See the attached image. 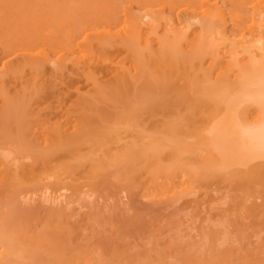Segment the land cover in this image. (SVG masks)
I'll list each match as a JSON object with an SVG mask.
<instances>
[{"label":"rangeland","instance_id":"obj_1","mask_svg":"<svg viewBox=\"0 0 264 264\" xmlns=\"http://www.w3.org/2000/svg\"><path fill=\"white\" fill-rule=\"evenodd\" d=\"M12 1L13 0H0V22H1L0 42L1 40L2 41L4 40L3 37L6 35V31L7 33L14 32L16 29L17 31H21V29L18 27H22L23 25L22 23H26V20H24L25 18L28 17L31 18L33 16L34 20L37 19L32 14L33 12L30 13L28 11V8L30 11H34L33 7H37L36 9H40L38 10L39 12L43 10L41 11V13L43 12V15L45 14L44 10L49 9L51 12L49 11L46 12L47 13L49 12V14L55 17L53 18L55 19V22L56 21L60 22L58 20H62V18H64L63 20L66 19L67 21V19L70 18L68 22L75 24L86 19V12L88 11L87 14L89 15L90 14L89 9L94 8L95 1L97 2L98 0L95 1L93 0V3L91 2L92 0H90V2L88 0H19L18 3L17 2L12 3ZM106 1L108 5H110L111 3L112 6L116 5L115 7H117L118 3L121 2L120 0H116L117 2L116 4V2L112 0V2L114 1L113 2L114 5H113V3L110 0H106ZM226 1H227L225 2L226 6L227 7L230 6L231 9L233 7L237 8V6L238 8L239 7L243 8L242 6H244V8L247 10L246 12L248 16H250L249 14L252 13H256V16H258L257 14L259 12L258 10L264 8V4H263L264 0H260L261 7L263 8H260L259 6L257 8L252 7L248 3L246 4V2H243L242 0H236V1L232 0L233 1L232 3L231 0L230 1L226 0ZM88 2L89 5L86 4V6H88V10L86 9L87 10L86 11L85 10L86 7H84V4ZM7 3H9L8 5L10 6L14 4H18V5L22 4L21 7H23V9L21 8L22 11L21 10L19 12L17 11L18 14L12 11L10 12L6 11L7 12L6 13L2 9V7L3 6L5 7ZM82 4L86 12L83 9H80L82 8L81 6ZM133 5L135 9L142 8V6L141 7L139 6L141 4L138 5L139 8L138 6L136 7L137 3H134ZM75 6L76 8H74ZM19 7H17V9ZM30 8H32V10ZM235 8L233 10H235ZM75 9H77L78 13ZM253 9H255V11H253ZM71 10H73L74 13L71 12ZM26 11L30 13V16H26V15L25 17L23 16L24 14L29 15L28 13H25ZM22 12H24V14H22ZM13 13L14 15L17 14V16H14ZM19 13L21 17L23 16L24 19H20ZM9 14H12L14 16L15 22L11 21V19L13 18L9 19V17L11 16L10 15L8 17ZM95 14L99 15L100 13L98 14V12H95ZM166 14L167 12L163 13L164 17L168 15ZM6 15L7 17H5ZM160 15L159 17L161 19H164L163 15L162 17ZM30 18L27 20V24L29 23V27H27V30L32 29L30 26L33 27L32 23L34 22L33 20H30ZM167 18L169 17L167 16ZM180 18L188 20L189 22H192L191 24H193V22L197 19V16L194 14L193 15L188 14V15H182ZM7 19L10 20L13 24L9 23ZM16 20H18L20 23L17 21V23H19L17 24ZM22 20L24 21L22 22ZM37 20H39V18ZM30 21H32V23ZM197 21L198 19L196 20V22H194L193 26H191V30L192 29L194 30L195 29L194 27H196L197 29L198 26H195L196 24H198ZM6 22H8L9 24ZM14 23L16 24V27L13 26L15 25ZM244 24L245 26L249 25L250 20ZM8 25H10L12 28L13 27L15 28L12 30L10 29L6 30L7 28L10 27V26L8 27ZM160 25H161V21H160ZM163 25L165 26L164 22ZM26 26L28 25H25L24 28H26ZM54 27L58 28V26L57 27L54 26ZM34 28L35 26L32 29V33L34 32L33 36L40 40L43 34L41 33V31L38 30V28L35 29ZM55 28H53L54 32L56 30ZM158 29L159 27L156 29L157 31L155 30L151 35L152 38L154 37L153 39L155 40L156 39L159 40L161 36L163 37V34L161 35L162 33L161 31L163 27L161 28L160 26V29L159 30ZM198 29L195 30V32L193 33H196ZM165 30L167 31V28H165ZM17 31L15 32L18 35ZM55 33H58V35H60V31L56 30ZM193 33L190 31V33H188L187 36H189L190 34L194 38L195 36L193 35ZM20 35H22V33ZM187 36L184 37L185 40L183 39L185 45L183 40L181 41V46H180V42L178 43L179 45L176 44V46L178 45L180 47L177 50L179 53L178 55L179 58L177 59V57H175L176 61L174 60L175 63L177 64L179 63L177 65V68L176 67L174 68L176 64L173 63L172 61L169 62V66L171 68L169 66L168 68L167 67L165 68V65L167 66L168 65L167 62L170 60V59H166V57L163 58L161 57L160 60L156 62H153L152 59L150 60L152 61V63L148 61H146L148 62L146 63L143 60L142 62L146 63L147 68L149 67L148 65L151 64L148 69L149 71L146 70V67L143 66L142 63L141 64L138 63L137 64L138 67L140 66L145 67L143 71L140 68L141 75H139V77L137 76L135 77L134 74L131 75L133 73L131 72L126 77V78L129 77L130 79L128 78V80L126 81L124 80L125 82L122 81L124 82V84H120V86H118L119 84H115L114 83L115 81L111 82L110 80L112 79L104 75V73L106 74V72L110 67L105 69L102 68L103 70L101 68L100 69L96 68V70L94 71L97 72V75L94 71H93L94 73L91 71V74L93 75L92 77H90V80L86 82L85 80H87V77L91 76V74L88 75L89 72H87V70L86 72L83 73L75 72V71L73 72L70 69L69 70L63 69L62 72L60 71L57 72L58 70L56 69L53 70V68H50L49 65L37 66L35 65V63H33L32 66L30 64V62L32 63V61H28V59L27 60L24 59V61L23 59L18 60L20 62L19 63L16 57H10V59L8 57L9 62L11 61L13 63H11L12 65L9 64L11 66L9 65L7 66L8 73H6V71L0 73V79L3 77V79L0 80V147L1 148L4 147L5 151L7 149L9 151L10 149L13 150V152H11L12 153L10 157L11 160L8 161L10 162L9 163L10 168L13 169L10 170L9 177H7L8 179L5 178L7 181L1 178L2 175L0 176L1 181L2 179L4 181V182L0 181V226H1L0 233L3 236V238L4 236H6L5 237L6 240L3 239L2 236H0V242H1L0 245L3 246V242H5L4 243L5 248L7 245V248H9L10 250L11 248H13L15 251L18 249V253L14 252V254H16V256L18 257L15 256V258H13L12 261L13 264H19V263L21 264L22 263L21 261H23V264H27V263L45 264L47 261L49 262V264H54V262L55 264H70L73 260L78 262L89 259L91 260L89 261L90 262L93 261L92 263L94 264H122V263L123 264H144V263L145 264H264V178H263L264 175L263 173L258 172L257 174V171H253L252 172L253 175H251L252 173L250 172L245 174L244 176L242 175L236 178H231L230 180H228V182L219 181V180L217 182V179L209 178L208 176H206V174L204 175L205 173L204 170H202L204 173L202 172L201 175L200 173L201 171H199V165L202 166V164H200L201 162L197 161L194 158L193 161L192 159L190 160L191 163L194 162L193 164L196 165L195 160L197 161L196 163L199 162L200 163L197 166L198 168L196 167L199 173H197V169H195L196 175L198 176L196 177L194 175L196 178L194 180V183L192 182L193 188L192 187L190 188L191 192H189L190 190H188L187 191L188 193L186 192L187 194L185 192L182 194L179 193L175 197L171 195V188L169 187L170 188L169 190L167 185L157 183L155 186V184L153 183L154 181H156L155 174L157 175L159 173V172L155 173L156 166L159 169L161 168L159 165H161L164 168L169 166V168H165V169H171L172 167L170 168V166L173 164V163L171 164V162L175 160L172 158V161H170L171 156L170 155L168 156L169 149H167L168 152H164L166 148L163 143L169 142L166 143V145L168 144L170 146V140H165L164 135L167 133L165 135L166 139L168 137H170L169 139H173L174 136L176 135L175 137H178L179 141L177 140V138H174L173 141L174 142L178 141V144L179 142L180 144L182 143L186 144L189 142V141L186 142V140H190V143L193 144H189L188 146L189 147L190 145L193 146L196 142L193 139V136L195 135L193 132L195 131L196 133L195 128H197L199 121L203 117L201 111L204 114L209 112L208 110H211L210 109L212 108L211 105L213 106V104L211 103L214 101V99L221 98L219 94H218L219 96L215 94L216 91H214L213 89V87L215 86L214 84H216V87L220 86V84L217 85V83L222 82L221 78L225 79L226 84L222 82L223 83L222 86L225 85V87H223L224 89L221 90L222 88H219L221 90L220 91L221 95H223L222 91L226 89L227 91L229 90L228 92L231 91L232 92L231 93L225 92L224 94L227 93L228 95H231L234 93L233 92L234 90L232 89H235V88H231V91L229 89L230 88L229 86L232 83L231 81L234 80V78H232L231 76L232 74L230 75V73L228 72L226 74L222 73L221 75V73L217 72L218 70L220 71L219 68L220 65H222L221 61L223 60L227 61V58L226 59H224V57L220 58V56H219L220 60L218 59V55L223 54L222 51L225 49V46L222 47L220 45L219 47H221L223 50L221 48L216 49L214 51V54L211 55L212 56L211 60L214 58L213 56H215V58L217 57L216 59L219 62L217 60L216 62L214 59V62L212 61L213 64L210 66L211 68L209 67L208 69L207 66L208 64H205V62L207 63L209 58L206 59L203 58L204 59V60L202 59L203 63H201L200 56L199 57L196 56L195 58H193L194 57L192 56L193 54L191 52H187V50L185 49V47L186 48L190 47L189 45H188L189 47H187V41L188 43H190L191 39H189ZM195 40L193 39L191 40L192 41L191 44L193 47ZM176 46H174L173 48H175ZM110 48L111 50H108L107 52L109 54V57H111L110 54L113 55V57H111L112 62L109 60L112 64L115 63L116 60L118 63L120 62V64L121 63L123 64L124 60L126 63H128V66L129 64H131L130 63L132 60L130 58L131 53L129 54V56H127L128 55L127 52L122 51V48H119L117 46H112ZM130 48L132 47L130 46ZM175 50H172L174 51V54H175ZM189 50L191 51V49ZM145 51L148 52V49H145ZM136 52L137 54L139 53L137 49ZM124 53L126 54V56L124 55ZM149 54H150V50H149ZM15 58L16 60L13 61ZM115 58L117 59L115 60ZM121 58H124L122 59V62L120 60ZM172 59L173 58H171V60ZM113 60L115 62H113ZM24 62L26 63L24 64ZM158 62L161 63L163 67H160L162 66L161 64L157 66V64H159ZM225 62L223 63V65H226ZM241 62L242 61H240L239 63L241 64ZM111 63H107L106 65L108 64L111 65ZM126 63L125 65H127ZM239 66L241 65L238 64V67ZM166 69L168 71H166ZM150 71L152 72L153 75L151 74ZM162 71L163 72L166 71V73H163ZM65 72L67 75L65 74ZM142 72L145 73L144 76H143L144 73L142 74ZM84 73L88 76H85ZM220 75L221 76L224 75V76L221 77ZM51 76L52 78H50ZM217 76L221 78L216 79ZM101 77L106 79H102ZM78 78L80 80L77 81ZM94 78H96V80ZM83 79L84 82L82 81ZM91 79L98 82V85L96 87L97 89L93 88ZM107 79H110L108 80L110 82H107L106 84H103V82H101L102 80L105 82L107 81ZM131 79H133L134 81H132ZM218 79L220 80V82H218ZM228 79L231 83H229ZM134 82L137 83L136 86H135L136 83ZM99 83H101L103 87H105L107 84L108 86L105 87V89L103 90L102 85ZM109 84L111 85L109 86ZM139 84L141 86L140 88H139ZM113 85L114 87L116 86L115 87L116 90L117 88H119V93H118L119 95L118 94L117 95L119 97V100L121 101V102L118 101L120 103L118 102L116 103L118 99H116L117 95L115 94L116 95L115 96L114 93L118 92V90L116 91L114 88H112ZM226 85H228L227 86L228 88L226 87ZM128 86L129 88L132 87L133 91L132 89H129L131 90V92L128 90L126 96L125 92L128 89L127 88ZM134 86L135 88L138 87L137 90H134L135 89ZM123 87H126V90H124L125 88ZM90 89H92L93 92L89 91ZM107 89H109L110 91ZM94 90L95 91L98 90V92L100 93L94 92ZM215 90H217V88ZM83 91L88 92L91 96H93L94 93L95 95L94 97L91 98L89 97L88 93L84 94ZM217 91L219 92V90ZM78 92L83 93L84 94L83 96H85L84 98L82 96V99H80L81 97H79L81 101L78 99ZM212 92L216 95L214 96L215 98H213ZM97 94H99L100 96L97 97L96 96ZM101 94H103V97L106 98L108 97L107 100L112 98L111 96H113V98L110 99L109 101H106V98L105 99L102 98L104 99V101H102ZM104 94H106L107 96L106 95L104 96ZM209 95L210 96L212 95V97L210 98ZM75 99L78 100V102ZM211 99H213L212 102ZM87 100L89 103L90 102L91 103L86 104ZM205 100L207 102H205ZM218 100L221 101V99ZM74 101H76L75 103L77 105L81 104L82 106L81 105L75 106L76 104L74 103ZM93 101L95 102L94 104ZM114 101L115 103L113 104ZM199 105L202 107H200ZM74 107H76L77 110ZM192 107H196V108L193 109ZM191 108L193 110H191ZM84 109L85 110L87 109V111H85ZM188 109L190 110V113ZM176 110H178L177 113H175ZM183 111L184 113L181 114ZM137 113L139 114L137 115ZM86 114H88L89 116ZM134 114L135 116L136 115L137 116L133 117ZM175 114L177 119L179 120L178 123H176L177 121L174 122L175 120H177L175 119L176 118ZM181 115H183L184 117ZM199 115H201L202 117ZM130 116L132 117V119L130 118ZM182 117L184 120L183 122H182ZM88 118L90 123L87 120ZM172 118L175 124L172 122ZM167 119H170L171 122L168 121ZM86 120L88 122H85ZM121 120H123L124 123L123 125ZM82 121L83 124L87 127V130L85 129L86 128L85 126L82 127L83 125L81 127L78 126L79 124H82ZM130 121H132V123ZM134 121L136 122L134 123ZM72 122H75L77 124ZM180 122L185 123V126L184 127L180 126L181 125ZM170 123H173L175 127L171 126L172 124L169 125ZM177 124L180 125L176 126ZM75 125L78 126V128L80 127V129L77 130L80 133L77 134L76 132L72 133L74 132L75 128H71L72 129L71 130L70 127H74ZM166 125L169 126L167 127ZM190 125L193 126L191 127ZM170 126L172 128H170ZM163 128H165V131ZM116 129L117 130L119 129L120 132L117 131ZM161 130L163 133L160 132ZM174 130H177L175 132L178 135L175 134ZM178 130L180 133L178 132ZM89 131L91 134L88 133ZM170 131L171 132L173 131L174 134L173 132L171 133ZM111 132H115V133L118 132V133L117 134L112 133L110 137L108 135ZM169 132L173 134L172 135L173 138H171V136H168L171 135ZM157 133L159 134L158 136ZM39 134L41 135V139L39 138ZM153 134H155L157 138H152V136L154 137ZM113 135L114 136L117 135L115 136L116 138ZM21 136L23 140L21 139ZM107 136L109 138H107ZM188 136L189 138L186 139ZM158 137H162V138L158 139ZM17 138L20 139L19 142ZM44 138L49 140V142L47 141L46 143ZM141 138L142 139L145 138V140H142ZM150 138L151 140L153 139V141L155 140L153 143L156 144L153 145L154 146L156 145L158 147L157 148L155 146L157 149L155 151L156 156L153 157H156L157 159L161 157L162 158L158 159L160 161H156L157 159L154 158L155 162L153 161L152 163L148 164L149 161L147 162L146 159H140V158L137 159V157H139V153L136 152V150L142 148L141 145L143 144H146L148 146L151 142ZM12 139H14V141ZM101 139H104V142L103 140L101 141ZM160 139L161 140L163 139L165 142L161 141ZM147 140L149 144H147L148 143ZM41 141H43V143ZM61 141L64 144L61 143ZM142 141H144V143ZM156 141L158 142L161 141V145L160 142L158 144ZM6 142L9 144L14 142V145H17V143L20 145L22 143L20 146H22L23 148L20 147L19 145H17V147L13 145L11 146L9 144H6ZM87 142L91 143L92 147L90 146V144H87ZM117 142L119 145H116ZM102 143L103 144L105 143L104 145H106L107 143L108 146L107 145L106 146L108 148L106 146H101ZM129 143H131L132 145L130 146ZM133 143L134 146L137 144L139 148H137L136 146L137 148L136 149L133 146ZM175 143L173 144L174 146L177 147L178 144L176 145ZM180 144L179 147H177L178 149L176 150L179 151L181 149L180 151H182L186 149L184 147L185 144H182L184 149H182L183 147ZM8 145L10 149L7 148ZM42 146L44 148H42ZM96 146H98V148L104 147V149L103 148L99 149L101 153H104L103 154L105 157L104 159L102 154L99 151H96L97 149ZM180 146L182 148H180ZM188 146L186 145L187 148ZM68 147L71 149L68 150ZM83 147L86 148L83 149ZM159 147L163 149L161 150ZM15 148H18L20 151ZM25 148L26 150L24 152ZM129 148H131V152ZM133 148H135V150H133ZM34 149H37V151L39 152L35 153L37 151ZM110 150L112 151L111 153L113 155L110 154ZM92 151L93 152L95 151L97 153H93ZM117 151L118 152L123 151V153H120V155H123L125 153L124 151H127L128 154L126 155L130 156L129 160L131 161H128L127 159L128 157L125 155L127 157L126 158L127 164H125L126 159L123 160L125 163L124 162H121L123 164L118 163L120 167L124 166V168H126L128 166L126 170L124 168L121 169L120 167L116 166L117 169L119 168V170L122 172L125 170L123 172L125 174H123L122 172L120 174V171L115 168V164H113L112 162L113 159L112 157L115 158L117 155H119ZM89 153L91 154V156ZM100 154L101 156H99ZM108 154H110L112 157H110ZM133 154H137V157H135L136 159L133 157ZM36 155L40 156V158ZM83 155L84 158L82 157ZM92 156L95 157L96 160ZM131 156L133 161L131 159ZM18 157H20L19 160ZM74 157L77 158L76 159L77 161H75V163L77 162L76 165V169L78 168L77 170L75 169V166H72L75 163L71 165V163H73L72 161H74L75 159ZM79 157H81V159ZM37 158L39 159L40 162L38 161ZM85 158L87 159L86 161ZM98 158H100V160L97 162ZM51 159L54 160V162ZM64 159L67 160L68 162L67 165L68 166L71 165V167H73L71 169L72 170L74 169L71 172L72 175H70L69 173L70 178L73 176L71 179L69 177L65 179L66 175H68V173H65L63 175L64 178L62 177L63 180L60 179L61 181H59V179L55 180L54 177L49 178V180L43 177H42L43 179L40 178V180L38 179L37 181L36 179L32 180L34 174H32L31 171L34 172L37 168L40 170L38 171L37 169L35 171L36 172L35 177L37 176V174L40 175L42 173H46L47 175H52V174L56 175V173H58L60 170L61 172H63L62 169H60V167L62 168L64 166L63 162H65L66 164V161ZM68 160L69 161L72 160L71 163ZM139 160H142L143 162L142 161L140 162ZM184 160L189 162V159H184ZM184 160L183 159L181 160L182 163L180 164V167L178 166L180 163L179 158L178 160H175L177 161V163L176 164L174 163L175 165L172 166L174 168H177L176 170L181 169L182 171L185 168L184 165H187V163H185L186 161ZM17 161H18V166H17ZM33 161L37 162V164ZM89 161H91L92 163L95 162L94 164H92L95 165V168L100 163L102 164L103 162L105 164L107 163V166H104V163L102 165L100 164L99 166H102L100 167L102 171H100V173H96L95 168L94 167L91 168L92 165L90 164L91 162L89 163ZM83 162L85 166L84 164L82 165ZM96 163L99 164L97 165ZM143 163L146 165H144ZM191 163L190 164L188 163V165L192 166ZM25 164L27 167L25 166ZM111 164L114 165V167L111 166ZM151 164L153 165L155 164L153 167L154 171H151L152 170ZM141 165H143L144 167ZM181 166H183L184 168L183 167L181 168ZM24 167H26V169ZM192 167L191 169L194 168ZM49 169H51L53 172ZM165 169L163 172L166 173ZM54 170L56 172H54ZM20 171L23 172L20 173ZM189 171L192 173L193 170L191 171L189 168ZM149 172H154V174ZM151 174H152V179H151ZM25 176H29V177H25ZM91 176H94L96 178L94 177L91 178ZM253 176H255V178H252ZM200 178H202L203 180H201ZM207 178H209V180ZM237 178H239V180ZM20 179L22 180V182H20L21 181ZM41 180L42 181L44 180L43 183L45 184H43ZM93 181L95 182L94 184ZM157 181L160 180L158 179ZM71 182L72 184L74 182L75 185L73 184L72 186ZM176 182L179 181L177 180ZM158 184L163 186H159ZM61 185L64 186L65 188L62 187ZM157 185L160 188L159 190ZM164 186H166L167 188ZM51 188H52V192H51ZM165 195L170 198L165 197ZM27 234L29 235V237L27 238H30L27 239L28 241L25 240V237L28 236ZM18 235L20 237L17 240ZM8 236L9 237L12 236V237L8 238ZM21 237L23 244L22 241L19 240ZM7 239L11 242L10 244L13 245V247L9 246L10 244L8 245ZM28 242H31L33 244L30 243L28 244ZM15 246L17 247L16 249L14 248ZM21 246L23 248H20ZM23 249L24 251H22ZM32 250L35 251L33 252ZM21 255L24 256L25 259L21 257ZM77 257H79L80 259L82 258V260L80 259L77 260L76 259ZM18 258L21 260H18ZM48 262L46 264H48Z\"/></svg>","mask_w":264,"mask_h":264},{"label":"bare ground","instance_id":"obj_2","mask_svg":"<svg viewBox=\"0 0 264 264\" xmlns=\"http://www.w3.org/2000/svg\"><path fill=\"white\" fill-rule=\"evenodd\" d=\"M19 0H13L12 3H18ZM90 2V0H88ZM95 1V0H94ZM112 2V0H110ZM116 2V0H114ZM113 1V2H114ZM121 1V2H120ZM117 5V7L115 6H112V4L110 3V5H108L107 1L106 0H98L97 2L95 1V5H94V8L92 9H89V12L90 14L88 15V6L89 5V2L88 3H83L84 4V8H83V4L81 5L82 8L80 9H83L85 12H86V19L83 20V21H80L79 23H69V19H66L63 20L64 18H62V20H58L60 22H55V18L54 16H52L51 14H49V12H51L49 9L48 10H44L45 12V16L43 15V12L41 13V10L40 12L38 10L40 9H36L37 7H33V10L34 11H30L29 8H28V11L31 13L33 12L32 14L35 16V18H39V20H34L33 16L30 18H23V16L25 17L26 16H30V13H28L27 11L25 13H28L29 15L27 14H24V12H22V14H24L22 17L20 15V19H24L26 20V23H22L24 20H22V27H18L21 29V31H17V29L15 31L18 32V35L17 33L14 31V32H8L6 31V39H5V36L3 37L4 40L0 42V73L6 71L7 72V66L13 62H9V59L10 57H16L17 58V61L18 60H22L24 61L28 59V61H32V63L30 62V64L32 65L33 63H35V65L39 66H45V65H49L50 68H53V70H58L57 72H62L63 69L64 70H72L73 72H80V73H83V72H89L88 75L91 74V71L93 72L94 70H96V68H109L108 71L106 72V74L104 73V75H106L107 77H110V79H107V81H101L103 82V84H106L107 82H114L115 84H119L118 86H120V84H124V82L126 80H128L127 75H129L131 72H133L131 75H135V77H139V75H141V70L140 68L142 69H145L146 67V70L149 69L150 65H148L149 67L147 68V65L146 63L148 62H151L150 60L153 59V62H156L158 60H160V58L162 57H166V59H170L168 62H167V66L165 65V68L169 66V62H173L175 63L176 59L175 57H177V59L179 58V53H178V49L180 48L178 45V43L180 42V46H181V41L188 35V33H190V31L193 33L195 32V30H197L198 28V31L196 33H193V35L195 36L193 38V36H191L189 34V36H187L189 39H193L195 40L194 41V47L192 46V41L190 40V43H188L187 41V47L189 48H186L185 49L187 50V52H191L194 56L193 58H195L196 56L199 57L200 56V62L203 63V60L206 59V58H209L211 60L212 56L214 54V51L216 49H219L221 47H219L220 45L223 47L225 46V51L223 50V54L221 55H218V59H219V56L220 58L221 57H224V59L227 58V62H225L226 65H223V61H221L220 63L222 65H220V71L218 70L217 72L221 73H230V75L232 76V78H234V80H232L231 82L229 81L230 84V91H231V88H235V89H232L234 90L233 94L231 95H228L227 93H231V92H228L227 89L222 91V94L221 95L220 91L223 90L225 87L222 86L223 83H225V79H222L221 77H216L217 78H221L222 82H220V80L218 79V82L220 83H217V85L220 84V86H217L216 87V84H214L217 88V90H219V92L217 90H215L216 88L213 87L215 94L217 96H221V98H217V99H211V104H213V106L211 105L212 108H210L211 110H208L209 112L207 113H202L201 111V114L203 115V117L201 115L202 118L201 120L199 121L198 123V126L196 129V133L195 131L193 132L195 135L193 136V139L196 141L195 144L192 146L190 145V147L188 146L189 144H193V143H190V140H186L189 138V136L186 138V142L188 143H182V144H185L184 147L186 149H184L183 145L182 147L180 146V148L184 149L182 151H178L176 149H178L177 147H179V144H178V137H175L174 138H177L178 141H173L174 138H173V134L175 131L177 130H174L173 134H170L171 135H168V136H171V138L173 139H169L170 137H168L166 139L165 135L167 134H163L164 135V138L165 140H170V146L166 143H169V142H165L163 139L161 141L165 142L163 143L165 145V151L164 152H168L167 149H169V154L168 156L170 155L171 156V159L170 161H172V158L175 159V160H180V163H179V167H180V164L182 163V159H189V162L186 161L185 163H188L190 164V160L195 158L197 161H200L199 163L202 164V166L199 165V171H201V175H202V170L205 171L204 175L206 174V176H208L209 178H212V179H217V182L218 180L219 181H227L230 180L231 178H236V177H239V176H244L245 174L247 173H252L253 171H257V174L258 172L259 173H263L264 175V11H263V7H261V4H260V0H242L243 2H246V4L248 3L250 6L252 7H255L257 8L258 6L260 8H263V9H259L257 14L258 16H256V13H252V14H249L250 16L247 15V10L244 8V6H242L243 8H235L233 7L232 9L229 7L226 6L225 2H227L226 0H120ZM230 1V0H228ZM236 1V0H235ZM248 1V2H247ZM87 2V1H86ZM93 3V0L91 1ZM112 2V3H113ZM233 1L231 0V3ZM134 3H137L136 7L139 5L140 7L142 6V8L140 9H135L134 7ZM230 3V4H231ZM235 3V2H234ZM233 3V4H234ZM9 3H7V5H5V7L3 6L2 9L6 12H15L17 13V11L19 12L20 10L22 11L23 7H21V5H18V4H14L12 6L8 5ZM117 4V2H116ZM238 4V3H237ZM260 4V5H258ZM263 4H264V1H263ZM17 5V6H16ZM114 5V3H113ZM229 5V4H228ZM247 5V6H249ZM20 6V7H19ZM79 6V5H78ZM80 6V7H81ZM138 6V8H139ZM246 6V5H245ZM17 7H19L17 9ZM93 7V5H92ZM22 8V9H21ZM76 8V6L74 7ZM90 8V6H89ZM235 8V10H233ZM6 9V10H5ZM32 10V8H30ZM99 9V10H98ZM27 10V9H26ZM77 11V9H75ZM74 10V11H75ZM257 10V9H256ZM262 10V11H261ZM46 11H49L48 13ZM69 11V10H68ZM81 11V10H80ZM253 11H255V9H253ZM6 12V13H7ZM71 12H73V10H71ZM95 12H98L99 15H96ZM167 12V16L170 18V21H169V18H167V16L164 17L163 13ZM41 13V14H40ZM74 13V12H73ZM78 13V11H77ZM82 13V12H81ZM18 14V13H17ZM13 15L14 16H17ZM162 14L163 15V18L165 19H161L159 17V15ZM196 15L197 16V23L195 26H198L197 29L196 27H194L195 29L191 30V26H193L194 22H196V20L193 22V24H191L192 22H189L188 20H185V19H182L180 18L182 15ZM11 15V16H10ZM12 14H9L8 17L9 19H11V21L15 22V18ZM18 15V17H19ZM43 15V17H42ZM67 15V14H66ZM69 15V13H68ZM67 15V16H68ZM162 15H160L162 17ZM230 15V16H229ZM13 16V17H12ZM40 16V17H39ZM65 16V15H64ZM7 17V15L5 16ZM42 17V18H41ZM69 17V16H68ZM249 17V19H248ZM30 18V20H33L34 23H32V21H30L32 24H33V27L35 26V28H38L39 31H41V33L43 34V36H41V39L39 40L38 38L34 37L33 33H32V29L33 27L30 26L32 29H29L27 30V27H29V23L27 24V20ZM73 18V17H72ZM4 19V18H3ZM6 19V18H5ZM17 19V17H16ZM19 19V20H20ZM187 19V18H186ZM75 20V19H74ZM250 20V24L249 25H246L244 23L248 22ZM7 21H9V23H12L10 20L7 19ZM18 20H16V23H17ZM160 21H161V25H160ZM165 24V26L163 25V22ZM168 21V22H167ZM19 22V21H18ZM1 23V22H0ZM8 23V22H6ZM8 23V24H9ZM20 23V22H19ZM17 23V24H19ZM13 24V23H12ZM15 24V23H14ZM11 25V24H10ZM8 25V27L10 26ZM25 25H28L26 26V28H24ZM159 25V26H158ZM163 25V26H162ZM232 27H231V26ZM12 26V25H11ZM10 26V27H11ZM16 27V24L13 25ZM54 26H58V28H55ZM160 26L161 28L163 27L162 29V33L161 35L163 34V37L161 36V38L159 40H155L152 38V33L159 27L160 29ZM7 28L6 30L10 29H14L15 27H11V28ZM55 28L57 31H60V35H58V33H55L54 32V29ZM231 29H230V28ZM34 28V29H35ZM165 28H167V31L165 30ZM23 29V31H22ZM26 29V31H25ZM158 29V30H159ZM9 30V31H10ZM200 30V32H199ZM25 31V33H24ZM38 31V32H39ZM157 31V30H156ZM164 31V33H163ZM236 31V32H235ZM22 35H20L21 33ZM16 33V34H15ZM28 33V34H27ZM14 34V35H12ZM25 34V35H24ZM38 34V33H37ZM58 36H57V35ZM159 34V32H158ZM12 35V36H11ZM24 35V36H23ZM156 35H157V32H156ZM8 36V37H7ZM10 36V37H9ZM23 36V37H22ZM38 36V35H37ZM22 38V39H21ZM158 38V37H157ZM154 40V41H153ZM183 40V42H184ZM154 42V43H153ZM176 44H178L176 46ZM183 44V43H182ZM133 45V46H132ZM184 45H185V42H184ZM183 45V46H184ZM189 45V46H188ZM112 46H117L119 48H122V51H125L127 52V56H129L130 54V58L132 59L131 60V64H129L128 66V63L124 62L127 64L125 65V63L123 62V64L120 62L118 63L117 62V58H115L116 62L113 60V62L115 63H111L112 59L111 57H113L112 54L111 57H109V54H108V50H111L110 47ZM127 46V47H126ZM130 46L132 48H130ZM174 46H176V50L175 48H173ZM129 47V48H128ZM178 47V48H177ZM110 48V49H109ZM115 48V47H114ZM113 49V48H112ZM132 51H131V50ZM136 49L139 51V53L137 54L136 52ZM145 49H148V52L145 51ZM191 49V51L189 50ZM220 49V50H221ZM149 50H150V54H149ZM152 50V51H151ZM172 50H175V55L174 54V51H171ZM185 50V51H186ZM119 51V50H117ZM134 51V52H133ZM145 51V53H144ZM193 51V52H192ZM177 52V53H176ZM217 52V51H216ZM221 52V53H222ZM116 53V52H115ZM135 53V54H134ZM172 53V54H171ZM137 54V55H136ZM120 55V53H119ZM124 55L126 56V54L124 53ZM143 55V56H142ZM209 55V56H208ZM216 55V56H217ZM116 56V55H115ZM122 56V55H121ZM136 56V57H135ZM170 56V57H169ZM208 56V57H207ZM9 57V59H8ZM119 57V56H118ZM168 57V58H167ZM214 58L210 61L208 59L207 63L205 62V64H208V69L209 67L213 64L214 62V59L215 61L217 60L215 58V56H213ZM16 58L13 60L15 61ZM19 58V59H18ZM120 58V57H119ZM145 58V59H144ZM171 58H173L171 60ZM204 58V59H203ZM114 59V58H113ZM122 59L124 58H121V62H122ZM165 59V60H166ZM203 59V60H202ZM111 62H110V61ZM148 61L146 63H143L142 61ZM175 60V61H174ZM180 60V59H179ZM178 60V62H179ZM220 60V59H219ZM222 60V59H221ZM22 61V62H23ZM27 61V62H28ZM213 61V62H212ZM218 61V60H217ZM216 61V62H217ZM240 61L241 64L239 63ZM19 62V61H18ZM160 62V61H159ZM158 62V63H159ZM162 62V61H161ZM219 62V61H218ZM20 63V62H19ZM26 62H24L25 64ZM107 63H111V65H106ZM143 64V66L145 67H138L137 64ZM191 63V62H190ZM16 64V63H15ZM23 64V63H22ZM120 64V65H119ZM145 64V65H144ZM156 64V63H154ZM161 63L157 64L160 65ZM176 66H174V68L176 67L177 68V63H175ZM215 64V63H214ZM219 64V63H218ZM238 64L241 65L238 67ZM243 64V65H242ZM12 65V64H11ZM9 65V66H11ZM19 65V64H18ZM27 65V64H26ZM153 65V64H152ZM162 65V64H161ZM33 66V65H32ZM36 66V67H37ZM205 66V65H204ZM243 66V67H242ZM14 67V66H13ZM152 67V66H151ZM160 67H163L160 66ZM170 67V66H169ZM179 67V66H178ZM214 67V66H213ZM9 68V67H8ZM12 68V67H11ZM23 68V67H22ZM49 68V69H50ZM158 68V67H157ZM171 68V67H170ZM211 68V67H210ZM36 69V68H35ZM39 69V68H37ZM160 69V68H159ZM158 69V70H159ZM207 69V68H206ZM11 70V69H10ZM103 70V69H102ZM171 70V69H170ZM176 70V69H175ZM71 71V72H72ZM149 71V70H148ZM164 71V70H163ZM162 71V72H163ZM166 71H168L166 69ZM163 72V73H166ZM45 72V71H44ZM55 72V71H53ZM68 72V71H66ZM65 72V74H66ZM95 72V71H94ZM93 72V73H94ZM99 72V71H98ZM151 72V71H150ZM176 72V71H175ZM5 73V74H6ZM43 73V72H42ZM96 75H97V72H95ZM100 73V72H99ZM144 72H142L143 74ZM162 73V74H163ZM168 73V72H167ZM69 74V73H68ZM73 74V73H71ZM76 74V73H75ZM101 74V73H100ZM150 74V73H149ZM152 74V72H151ZM67 75V74H66ZM80 75V74H78ZM85 76H88L84 73ZM83 75V76H84ZM93 74H91V76H88L87 77V80H85L86 82L90 80V77H92ZM145 75V73L143 74V76ZM153 75V74H152ZM215 75V74H214ZM229 75V74H228ZM4 76V75H3ZM45 76V75H44ZM82 76V75H81ZM84 76V77H85ZM99 76V75H98ZM55 77V76H54ZM53 77V78H54ZM65 77V76H64ZM70 77V76H68ZM79 77V76H78ZM96 77V76H95ZM154 77V76H153ZM215 77V76H214ZM52 78V76L50 77ZM58 78V76H57ZM60 78V76H59ZM74 78V77H72ZM102 78V77H101ZM126 78V79H125ZM133 78V77H132ZM157 78V77H156ZM227 78V77H225ZM3 77L0 79L2 80ZM62 79V78H61ZM60 79V80H61ZM64 79V78H63ZM96 80V78H94ZM99 79V78H98ZM102 79H106V78H102ZM130 79V78H129ZM137 79V78H136ZM71 80V79H70ZM80 80L79 78L77 79V81ZM92 80V79H91ZM95 80H92V84H93V88H96L97 85H98V82L95 81ZM110 80V81H108ZM125 80V81H124ZM132 81H134L133 79H131ZM59 81V80H58ZM84 82V79L82 80ZM124 81V82H122ZM130 81V82H132ZM62 82V81H61ZM66 82V81H65ZM68 82V81H67ZM121 82V83H120ZM138 82V81H137ZM142 82V80H141ZM63 83V82H62ZM91 83V81H90ZM136 83V82H134ZM222 83V84H221ZM64 84V83H63ZM101 84V83H99ZM113 84V83H112ZM226 84V83H225ZM90 85V84H89ZM102 85V84H101ZM111 84H109L110 86ZM126 85V84H125ZM137 85V83L135 84V86ZM65 86V85H64ZM85 86V85H83ZM87 86V85H86ZM108 84L105 86L107 87ZM130 86V85H129ZM129 86L127 87L128 89L126 90V87H123L125 88L124 90H126L125 92V95L127 94V91L129 89H132L129 88ZM134 86V88H135ZM228 85H226L227 87ZM67 87V86H66ZM103 87V85H102ZM100 87V88H102ZM105 87H103V90L105 89ZM116 87V86H115ZM114 87V85L112 86V88H114L116 90V88ZM140 84H139V88H140ZM212 87V86H211ZM98 88V89H100ZM111 88V87H110ZM122 88V89H123ZM138 87H136L134 90H137ZM219 88H222L221 90ZM228 88V87H227ZM62 89V88H61ZM97 89V88H96ZM121 89V90H122ZM67 90V89H66ZM81 90V89H80ZM87 90V89H86ZM85 90V91H86ZM109 90V89H107ZM114 90V92H115ZM118 92L114 93V95L118 94L119 93V88H117ZM116 90V91H117ZM237 90V91H236ZM74 91V89H73ZM89 91H92V89H90ZM110 91V90H109ZM131 92V90H129ZM133 91V89H132ZM84 92V91H83ZM91 92V93H92ZM94 92H98L94 90ZM218 92V93H217ZM225 92H227L226 94H224ZM73 93V92H72ZM88 92H84V94H87ZM100 93V92H98ZM129 93V92H128ZM211 93V92H210ZM209 93V94H210ZM213 93V92H212ZM83 93H80L78 92V99L79 97H81L80 99H82V96L84 95ZM89 94V93H88ZM93 94V93H92ZM214 93L212 94L213 95V98H215L214 96H216ZM219 94V95H218ZM95 93L93 94V96H91L89 94V97H94ZM106 94H104L105 96ZM113 95V94H111ZM115 95V96H116ZM119 95V94H118ZM116 97V99H118L116 101V103L119 100V97ZM207 95V94H206ZM212 95L210 96V98L212 97ZM75 96V95H74ZM97 97H99L100 95L97 94L96 95ZM101 99L102 98H106V97H103V94H101ZM107 96V95H106ZM114 96V97H115ZM127 96V95H126ZM207 96V97H209ZM77 97V95H76ZM85 96H83L84 98ZM88 97V95H87ZM88 97V99H89ZM95 97V98H97ZM113 98V96H111ZM125 97V96H124ZM108 98V97H107ZM106 98V101H109L107 100ZM3 99V98H2ZM79 99V100H80ZM87 99V98H86ZM85 99V100H86ZM94 99V98H93ZM99 99V98H98ZM104 99H102V101H104ZM115 99V98H114ZM115 99V100H116ZM218 99H221L218 100ZM76 100V99H75ZM84 100V99H83ZM210 100V99H209ZM78 102V100H76ZM74 101V103L76 102ZM81 101V100H80ZM98 101V100H97ZM105 101V102H106ZM113 101V100H112ZM101 102V101H100ZM121 102V101H120ZM118 102V103H120ZM205 102H207L205 100ZM89 103L88 100L86 101V104ZM91 103V102H90ZM89 103V104H90ZM95 102L93 101V104ZM108 103V102H107ZM112 103V102H111ZM115 103V101L113 102V104ZM76 104V103H75ZM79 104V103H78ZM84 104V103H83ZM98 104V102H97ZM109 104V103H108ZM11 105V104H9ZM81 105V104H79ZM79 105H75V106H79ZM116 105V104H115ZM8 106V105H7ZM82 106V105H81ZM81 106H80V109H81ZM85 106H88V105H85ZM83 106V107H85ZM91 106V105H90ZM197 106V104H196ZM200 106V105H199ZM208 106V105H207ZM82 107V109H83ZM186 107V106H185ZM202 107V106H200ZM199 107V109H200ZM76 109V107H74ZM78 108V107H77ZM187 108V107H186ZM193 109L196 108V107H192ZM191 108V110H193ZM88 109V108H87ZM87 109L85 111H87ZM124 109V108H123ZM77 110V109H76ZM91 110V109H89ZM189 110V109H188ZM68 111V110H67ZM178 110H176L175 113H177ZM186 111V110H185ZM79 112V111H78ZM139 112V111H138ZM174 112V111H173ZM172 112V113H173ZM188 112V111H187ZM186 112V113H187ZM192 112V111H191ZM184 111L181 113L183 114ZM189 113H190V110H189ZM196 113V112H195ZM133 114V113H132ZM136 114V113H135ZM135 114L133 115V117H136L139 113H137V115L135 116ZM188 114V113H187ZM88 115V114H86ZM180 115V114H178ZM191 115V114H189ZM195 115V114H194ZM197 115V114H196ZM80 116V115H79ZM89 116V115H88ZM183 116V115H181ZM84 117H85V114H84ZM87 117V116H86ZM175 117H176V114H175ZM179 117V116H178ZM184 117V116H183ZM183 117H182V122L184 121L183 120ZM83 118V117H82ZM81 118V119H82ZM90 118V117H89ZM89 118L87 119L89 121ZM130 118L132 119V117L130 116ZM174 118V117H173ZM172 118V122L174 121ZM180 118V117H179ZM200 118V117H199ZM79 119V118H78ZM84 119V118H83ZM177 119V117L175 118ZM85 120V119H84ZM83 120V121H84ZM85 121V122H88V121ZM91 120V119H90ZM168 121H170V119H167ZM199 120V119H197ZM83 121H82V124H79L78 126H82L84 127L85 125L83 124ZM122 121V125L124 124L123 123V120ZM120 121V122H121ZM166 121V122H168ZM177 121V122H176ZM178 119L175 120L174 122L178 123ZM195 121V120H194ZM81 122V120H80ZM119 122V123H120ZM132 123V121H130ZM136 121H134L135 123ZM171 122V121H170ZM173 122V123H174ZM180 122V124H177L176 126L180 125L182 127L185 126V123H182ZM192 122V121H191ZM72 123H75V122H72ZM90 123V121H89ZM173 123H170L169 125L175 127V125H173ZM190 123V122H189ZM194 123V122H193ZM77 124V123H75ZM87 124V123H86ZM121 124V123H120ZM175 124V123H174ZM184 124V125H183ZM114 125V124H113ZM168 125V126H169ZM187 125V124H186ZM189 125V124H188ZM78 126H74V127H70L71 128H75L74 129V132L72 133H80L78 132L77 130L80 129V127L78 128ZM89 126V125H87ZM167 126V125H166ZM167 126V127H168ZM170 126V128H172ZM191 127L193 125H190ZM86 127V126H85ZM115 127V126H114ZM188 127V126H186ZM65 128V127H64ZM111 128V127H110ZM169 128V129H170ZM87 130V127L85 128ZM115 129V128H114ZM122 129V128H121ZM164 131H165V128H163ZM193 129V130H195ZM72 130V129H71ZM117 130V129H116ZM119 131V129L117 130ZM182 131V130H180ZM187 131V130H186ZM95 132V131H94ZM120 132V131H119ZM161 133L162 130L160 131ZM179 132V130H178ZM184 132V131H183ZM191 132V131H189ZM90 133V131L88 132ZM87 133V134H88ZM112 133H115V132H111L109 133L108 136H110ZM118 133V132H117ZM115 133V134H117ZM155 133V132H154ZM160 133V134H161ZM165 133V132H164ZM168 133V134H169ZM180 133V132H179ZM44 134V133H43ZM46 134V133H45ZM70 134V133H68ZM75 134V135H76ZM91 134V133H90ZM99 134V133H98ZM175 134H177L175 132ZM182 134V133H181ZM188 134V132H187ZM192 134V133H190ZM38 135V134H37ZM36 135V136H37ZM66 135V134H65ZM154 137L152 136V138H157L155 134H153ZM159 134L157 133V136ZM178 135V134H177ZM185 135V134H183ZM47 136V135H46ZM45 136V137H46ZM49 136V135H48ZM56 136V135H55ZM67 136V135H66ZM72 136V135H71ZM82 136V135H81ZM89 136V135H88ZM95 136V135H94ZM105 136V135H104ZM107 136V138H109ZM114 136V135H113ZM117 136V135H115ZM114 136V137H115ZM148 136V135H147ZM145 136V137H147ZM91 137V136H90ZM111 137V136H110ZM151 137V136H150ZM163 137V136H162ZM162 137H158L159 138H162ZM191 137V136H190ZM39 138L41 139V135L39 134ZM38 138V139H39ZM59 138V137H58ZM77 138V137H76ZM94 138V137H93ZM100 138V137H99ZM116 138V137H115ZM182 138V137H181ZM18 139V138H17ZM16 139V140H17ZM21 139H22V136H21ZM45 139V138H44ZM60 139V138H59ZM67 139V138H66ZM78 139V138H77ZM91 139V138H90ZM89 139V140H90ZM95 139V138H94ZM119 139V138H118ZM142 139V138H141ZM192 139V138H191ZM14 141V139H12ZM23 140V139H22ZM25 140V139H24ZM72 140V139H71ZM103 140L104 142V139H101V141ZM107 140V139H106ZM142 140H145L142 139ZM149 140V139H148ZM147 140V142H148ZM20 141V139H18V142ZM46 143L47 141L49 142V140L45 139ZM57 141V140H56ZM65 141V140H64ZM84 141V140H82ZM88 141V140H87ZM100 141V140H99ZM100 141V142H101ZM117 141H120V140H117ZM123 141V140H122ZM136 141V140H135ZM150 144L149 142L147 144H149L148 146L146 144H143L141 145L142 148H139L137 146V142L135 143L136 145L134 146V143H133V146L136 148H139L136 150V152L139 153V157H137V154H133V157H137L140 158V159H146V161L150 164L152 163L155 159H157L156 157H153V156H156L155 155V151L157 150L156 147L153 145V144H156V143H153V139L151 140L150 138ZM161 141L160 142V145H161ZM10 142V141H9ZM12 142V141H11ZM43 143V141H41ZM66 142V141H65ZM86 142V141H85ZM90 142V141H89ZM107 142V141H106ZM132 142V141H131ZM139 142V140H138ZM144 143V141H142ZM158 144L159 142L156 141ZM172 142V143H171ZM16 143V142H15ZM25 143V142H24ZM61 143H63L61 141ZM74 143V142H73ZM82 143V142H81ZM120 143V142H119ZM146 143V142H145ZM175 143L176 145L178 144V146H174ZM5 144V143H4ZM6 144H9L6 142ZM22 144V143H21ZM20 144V145H21ZM64 144V143H63ZM72 144V143H71ZM80 144V142H79ZM87 144H90L91 146V143H88ZM105 144V143H104ZM103 143L101 144V146H108V144L106 143V145H104ZM130 146L132 145L131 143H129ZM141 144V143H140ZM139 144V145H140ZM162 144V145H163ZM9 145H13V146H16L19 145L17 143V145H14V142L9 144ZM9 145L7 148H9ZM19 145V146H20ZM43 145V144H42ZM67 145V144H66ZM73 145V144H72ZM83 145V144H82ZM116 145H119L118 142L116 143ZM186 145L188 146V148L186 147ZM18 146V147H19ZM25 146V145H24ZM44 146V145H43ZM42 146V148H44ZM71 146V145H70ZM99 146V145H98ZM96 149V151H99V149L103 148L104 147H100ZM106 146V147H107ZM130 146H127V147H130ZM144 146V147H143ZM159 146V145H158ZM168 146V147H166ZM192 146V147H191ZM22 147V146H20ZM19 147V148H20ZM59 147V146H58ZM92 147V146H91ZM95 147V146H94ZM146 147V148H145ZM163 147V146H162ZM1 148V147H0ZM3 148V149H2ZM1 150L0 149V176L2 175L1 178L3 179H8L7 177H9V173H10V170L13 169V168H10V165L8 161H10V157L12 155L11 152H13L12 149H10V151L7 149L5 151V148L2 147ZM23 148V147H22ZM21 148V149H22ZM74 148V147H73ZM77 148V146H76ZM75 148V149H76ZM86 148V147H85ZM83 147V149H85ZM108 148V147H107ZM112 148V147H111ZM135 148H133V150H135ZM158 148V147H157ZM160 148V147H159ZM15 149H18V148H15ZM51 149V148H50ZM67 149V148H66ZM71 149L68 147V150ZM95 149V148H94ZM102 149V150H103ZM127 149V148H126ZM125 149V150H126ZM142 149V150H141ZM161 149V148H160ZM163 149V148H162ZM161 149V150H162ZM12 150V151H11ZM19 150V149H18ZM18 150H15V151H18ZM26 148L24 149V152H25ZM37 151V149H34ZM33 150V151H34ZM39 150V149H38ZM61 150V149H59ZM63 150V149H62ZM65 150V149H64ZM74 150V149H73ZM130 152H131V148H129ZM128 150V151H129ZM160 150V151H161ZM20 151V150H19ZM43 151V150H42ZM81 151V150H80ZM104 151V150H103ZM102 151V152H103ZM140 151V152H139ZM35 152V151H34ZM39 151L35 152V153H38ZM41 152V151H40ZM61 152V151H60ZM73 152V151H72ZM91 152V151H90ZM93 152V151H92ZM100 152V151H99ZM112 151L110 150V154L113 155L111 153ZM125 153L123 155H120V153H123L122 152H118L117 153L120 155H117L115 158L112 157L110 154H108L110 157H112V162L113 164H115V168L117 169V167H120L118 163H121V162H124L123 160L128 159V161H131L129 160L130 159V156L129 155H126L128 154L127 151H124ZM154 152V153H153ZM159 152V150H158ZM162 152V151H161ZM21 153H22V150H21ZM27 153V152H26ZM30 153V152H29ZM93 153H97V152H93ZM92 153V155H93ZM101 153V152H100ZM108 153V152H107ZM17 154V153H16ZM62 154V153H61ZM65 154V152H64ZM63 154V156H64ZM81 154V153H80ZM90 154V153H89ZM88 154V155H89ZM102 156H103V159L105 158L104 157V153H101ZM101 154L99 156H101ZM152 154V155H150ZM159 154V153H158ZM166 154V153H165ZM19 155H20V152H19ZM67 155V154H66ZM76 155V154H75ZM127 157H126V156ZM18 156V155H17ZM29 156V155H28ZM38 156V155H36ZM56 156V155H55ZM54 156V157H55ZM62 156V155H61ZM77 156V155H76ZM79 156V155H78ZM91 156V154H90ZM89 156V157H90ZM96 156V154H95ZM98 156V157H99ZM106 156V155H105ZM125 156V157H124ZM150 158H149V157ZM160 156V155H159ZM157 156V157H159ZM167 156V155H165ZM40 158V156H38ZM42 157H43V154H42ZM84 158V155L82 156ZM93 157V156H92ZM91 157V158H92ZM161 157V156H160ZM20 157H18V160H19ZM36 158V157H35ZM66 158V157H64ZM75 158V159H74ZM74 161H72L73 163H71V161H69L72 164L75 163V161H77L76 157H74ZM81 159V157H79ZM90 158V159H91ZM95 158V157H93ZM108 158V157H107ZM149 158V159H147ZM152 158V159H151ZM155 158V159H154ZM162 158V157H161ZM161 158H158V159H161ZM169 158V157H168ZM182 158V159H181ZM9 159V160H8ZM31 159V158H30ZM38 159V158H37ZM36 159V160H37ZM44 159V158H43ZM59 159V158H58ZM63 159V158H62ZM102 159V157H101ZM109 159V158H108ZM116 159V160H114ZM127 159H126V163L127 164ZM131 159H132V156H131ZM136 159V158H135ZM156 160V161H160V160ZM35 160V161H36ZM52 160V159H51ZM60 160V159H59ZM65 160V159H64ZM87 159L85 158V161ZM89 160V158H88ZM92 160V159H91ZM96 160V158H95ZM100 160V158L97 159V162ZM152 160V161H151ZM172 161L171 164L174 166L177 161ZM195 160V164L194 165L193 163L192 167L191 165H184L181 166V168L183 167L184 169L181 171V169H178L176 170L177 168H174L171 164L170 168L173 169H165V168H169V166L167 167H162L161 165H159L161 168L159 169L157 166H156V171L155 173L159 172L158 174V177L157 175L155 174V180L157 181L158 179L160 181H154L153 179V183L156 184L157 183H160V184H164V185H167L168 186V189L170 190L171 188V195L172 196H175L177 194H182V193H186L188 190H190V188L192 187V182L194 183V180L195 178L198 176L196 175V170L198 167V164L199 163H196L197 161ZM33 161V162H35ZM39 161V159H38ZM42 161V160H41ZM46 161V160H45ZM54 162V160H52ZM66 161V164L65 162H63L64 166L60 169H62L63 172H61V170L56 173V175L52 174V175H47L46 173H42L40 175L37 174L36 178L35 175H36V170L38 169H34L35 171L31 173L34 174V176L32 177V180L33 179H36V181L40 178H46L49 180V178H52L54 177L55 180L56 179H59V181H61L60 179H62L63 175L65 173H68V175H66L65 179H67L68 177L70 178L69 176V173L70 175H72V170L71 168V165H67L68 162L67 160ZM93 161V160H92ZM103 161V160H102ZM107 161V160H106ZM109 161V160H108ZM133 161V159H132ZM140 162L142 160H139ZM151 161V162H150ZM183 161V163H184ZM22 162V160H21ZM19 162V163H21ZM40 162V161H39ZM82 162V161H81ZM91 161H89L90 163ZM143 162V161H142ZM155 162V161H154ZM179 162V161H178ZM13 163V162H12ZM30 163V162H29ZM37 164V162H35ZM50 163V162H49ZM48 163V164H49ZM87 163V162H85ZM88 163V164H89ZM95 162H91L90 164H94ZM104 163V162H103ZM102 163V164H103ZM132 163V162H131ZM136 163V162H135ZM145 163V162H144ZM143 163V164H144ZM158 163V162H157ZM175 163V164H174ZM47 164V163H46ZM52 164V163H51ZM84 164V162L82 163V165ZM97 164V163H96ZM99 164V163H98ZM97 164V165H98ZM101 164V163H100ZM99 164V165H100ZM101 164V165H102ZM123 164V163H121ZM124 164V165H125ZM21 165V164H20ZM76 165H77V162L72 165V166H75V169H76ZM98 165V166H99ZM146 165V164H144ZM151 168L152 170L151 171H154L153 170V167L154 165L151 164ZM12 166V165H11ZM17 166H18V161H17ZM26 166V164H25ZM29 166V165H28ZM85 166V164H84ZM98 166L95 168V165H92V167L95 168V171L96 173H100L101 168L102 166ZM104 166H107V163L105 164L104 163ZM111 166L114 167V165L111 164ZM117 166V167H116ZM143 166V165H141ZM176 166V167H178ZM187 166V167H186ZM190 166V167H189ZM16 167V166H15ZM27 167V166H26ZM26 167H24L26 169ZM38 167V166H37ZM40 167V166H39ZM51 167V166H49ZM55 167V165H54ZM53 167V169H54ZM90 167V166H89ZM88 167V168H89ZM126 167V166H125ZM128 167V166H127ZM124 168V166H121L120 168H124L125 170L127 169ZM131 167V166H130ZM144 167V166H143ZM191 167L193 169H191ZM197 167V168H196ZM21 168V167H20ZM29 168V167H28ZM36 168V167H35ZM46 168V167H45ZM57 168V167H56ZM84 168V167H83ZM82 168V169H83ZM87 168V169H88ZM107 168V167H106ZM158 168V170H157ZM189 168L190 170L192 171V173L189 171ZM201 168V169H200ZM22 169V168H21ZM32 169V168H31ZM78 169V168H77ZM76 169V170H77ZM86 169V170H87ZM104 169V168H103ZM112 169V168H111ZM123 169V170H124ZM144 169V168H143ZM149 169V167H148ZM146 169V170H148ZM165 169L166 173L163 172ZM188 169V170H187ZM33 170V169H32ZM40 169H38L39 171ZM51 170V169H49ZM48 170V171H49ZM58 170V169H57ZM75 170V171H76ZM119 170V168L117 169ZM124 170V171H125ZM131 170V168H130ZM52 171V170H51ZM74 171V172H75ZM120 171V170H119ZM123 171V172H124ZM150 171V170H149ZM162 171V172H161ZM195 171V172H194ZM23 172V171H20V173ZM53 172V171H52ZM54 172H56L54 170ZM85 172V171H84ZM122 171H120V174H121ZM122 172V173H123ZM194 172V173H193ZM17 173V172H16ZM40 173V172H39ZM102 173V172H101ZM128 173V172H127ZM149 173H153L154 172H149ZM165 173V174H163ZM197 173L198 172V169H197ZM12 174V172H11ZM24 174V173H23ZM26 174V173H25ZM30 174V172H29ZM45 174V176H44ZM74 174V173H73ZM118 174V173H117ZM125 174V173H123ZM196 177H195V176ZM253 175V173L251 174ZM262 175V176H263ZM21 176V175H20ZM30 176V175H29ZM29 176H25V177H29ZM129 176V175H128ZM206 176H203V177H206ZM11 177V176H10ZM13 177V176H12ZM16 177V175H15ZM35 177V178H34ZM73 177V176H72ZM71 177V178H72ZM76 177V176H75ZM94 177V176H91V178ZM125 177V176H124ZM42 178V179H43ZM53 178V179H54ZM64 178V177H63ZM70 178V179H71ZM84 178V177H83ZM96 178V177H94ZM93 178V179H94ZM127 178V177H126ZM157 178V179H156ZM178 178V179H177ZM209 178H207L209 180ZM252 178H255V176H253ZM251 178V179H252ZM257 178V177H256ZM264 178V177H263ZM2 179H0L1 182H4ZM5 179V180H6ZM151 179H152V174H151ZM201 180H203L202 178H200ZM205 179V178H204ZM239 180V178H237ZM12 180V179H11ZM21 180V179H20ZM63 180V179H62ZM73 180V179H72ZM92 180V179H91ZM90 180V181H91ZM179 181V182H176V181ZM200 180V181H201ZM248 180V179H247ZM263 180V179H262ZM7 181V180H6ZM5 181V182H6ZM17 181V179H16ZM42 181V180H41ZM40 181V182H41ZM44 181V180H43ZM42 181V183H43ZM54 181V180H53ZM58 181V182H59ZM65 181V180H64ZM68 181V180H67ZM197 181V179H196ZM214 181V180H213ZM22 182V180L20 181ZM55 182V181H54ZM57 182V183H58ZM199 182V181H198ZM209 182V181H208ZM230 182V181H229ZM241 182V181H240ZM34 183V182H33ZM48 183V182H47ZM53 183V182H52ZM56 183V182H55ZM95 182L93 181V184ZM4 184V183H3ZM45 184V183H43ZM54 184V183H53ZM65 184V183H64ZM68 184V183H67ZM72 184V182H71ZM74 184V182H73ZM72 184V186H73ZM92 184V185H93ZM20 185V184H19ZM18 185V186H19ZM75 185V184H74ZM159 185V184H158ZM157 185V186H158ZM62 186V185H61ZM83 186V185H82ZM159 186H163V185H159ZM158 186V190L160 189ZM60 187V186H58ZM64 187V186H62ZM166 187V186H164ZM170 187V188H169ZM44 188V187H43ZM47 188V187H46ZM65 188V187H64ZM156 188V187H155ZM163 188V187H162ZM167 188V187H166ZM193 188V187H192ZM66 189H69V188H66ZM47 190H50V189H47ZM157 190V191H158ZM46 192V191H45ZM51 192H52V188H51ZM156 192V191H155ZM191 192V190L189 191ZM168 193V192H167ZM188 193V192H187ZM186 193V194H187ZM62 194V193H61ZM64 194V193H63ZM160 194V193H159ZM168 195V194H167ZM170 195V194H169ZM159 196V195H158ZM165 197L167 198H170L168 196L165 195ZM5 220V219H4ZM2 222V221H1ZM1 227V226H0ZM4 230V229H3ZM6 230V229H5ZM2 231V230H1ZM15 231V230H14ZM21 231V230H20ZM22 232V231H21ZM25 232V231H24ZM9 234V233H8ZM20 235V234H19ZM17 237V240L18 238L21 236ZM23 235V233H22ZM28 235V234H27ZM0 236L1 233H0ZM10 236V235H9ZM8 238H11L9 237ZM6 236H2L3 239H5ZM24 237V236H22ZM22 237L19 239L21 240ZM29 237L26 236L25 237V240L27 239H30V238H27ZM2 240V239H1ZM6 240V239H5ZM13 240V239H12ZM8 245L11 243L8 239ZM16 241V240H15ZM22 241V240H21ZM28 241V240H27ZM1 243V242H0ZM5 242H3V246L0 247V264H13V258H15L16 254L15 253H18V249L15 251L13 248H11V250L9 248H7V245H6V248H5ZM33 244L31 242H28V244ZM7 244V243H6ZM13 244V242H12ZM22 244H23V241H22ZM38 245V244H37ZM9 246H12L13 245H9ZM25 246V245H24ZM28 246V245H27ZM32 246V245H31ZM30 246V247H31ZM39 246V245H38ZM15 249L17 248L16 246L14 247ZM20 248H23L22 246ZM32 248V247H31ZM33 248H34V245H33ZM39 248V247H38ZM9 249V250H8ZM31 250V249H30ZM24 251V249L22 250ZM33 252L35 250H32ZM21 252V251H20ZM19 252V254H20ZM28 252V251H27ZM30 252V251H29ZM37 253V252H36ZM23 254H26V253H23ZM22 254V255H23ZM32 254V253H31ZM30 254V255H31ZM35 254V253H34ZM24 258V256H22ZM33 255V254H32ZM10 256V257H9ZM14 256V257H12ZM25 256H28V255H25ZM34 256V255H33ZM32 256V257H33ZM40 256V255H39ZM38 256V258H39ZM18 257V256H16ZM43 257V256H42ZM73 257V256H72ZM11 258V259H10ZM29 258V257H27ZM66 258V257H65ZM91 258V257H90ZM96 258V257H95ZM10 259V260H9ZM25 259V258H24ZM23 259V260H24ZM45 259V258H43ZM77 260L80 259L79 257L76 258ZM75 259V260H76ZM18 260H21L18 258ZM67 260V259H66ZM65 260V261H66ZM82 260V258L80 259ZM90 260V259H89ZM89 260H85V261H70L71 263L70 264H94L92 262H90ZM36 261V260H35ZM38 261V259H37ZM41 261V260H40ZM55 261V260H54ZM63 261V262H65ZM20 262V261H19ZM23 264V261H21ZM48 262V261H47ZM46 262V263H47ZM76 262V263H75ZM25 263V262H24ZM38 263V262H37ZM43 263V262H42ZM45 263V264H46ZM97 263V262H96ZM20 264V263H19ZM28 264V263H27ZM40 264V263H39ZM49 264V262H48ZM55 264V262H54ZM123 264V263H122ZM145 264V263H144Z\"/></svg>","mask_w":264,"mask_h":264}]
</instances>
